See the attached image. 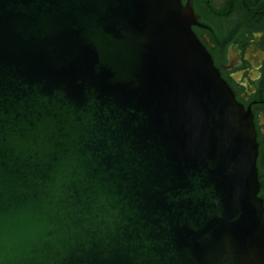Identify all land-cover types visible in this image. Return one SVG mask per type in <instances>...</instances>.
<instances>
[{
  "label": "water",
  "instance_id": "95a60500",
  "mask_svg": "<svg viewBox=\"0 0 264 264\" xmlns=\"http://www.w3.org/2000/svg\"><path fill=\"white\" fill-rule=\"evenodd\" d=\"M180 0H0V264H264L256 142Z\"/></svg>",
  "mask_w": 264,
  "mask_h": 264
},
{
  "label": "flooded vegetation",
  "instance_id": "af4514ba",
  "mask_svg": "<svg viewBox=\"0 0 264 264\" xmlns=\"http://www.w3.org/2000/svg\"><path fill=\"white\" fill-rule=\"evenodd\" d=\"M191 29L236 102L256 142L257 198L264 217V0H180Z\"/></svg>",
  "mask_w": 264,
  "mask_h": 264
}]
</instances>
